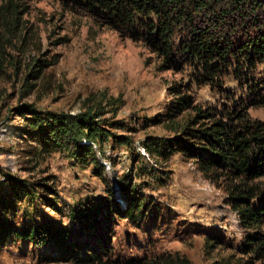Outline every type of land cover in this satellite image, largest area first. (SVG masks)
<instances>
[{"label":"rangeland","instance_id":"1","mask_svg":"<svg viewBox=\"0 0 264 264\" xmlns=\"http://www.w3.org/2000/svg\"><path fill=\"white\" fill-rule=\"evenodd\" d=\"M0 25L7 37L0 67V194H12L9 183L2 184L5 175L28 189L17 192L16 227L50 221L73 229L71 210L98 205L111 195L126 210L124 186L136 189L147 207L135 221L115 214L107 264H264L246 246L249 237L264 235V228L241 226L227 192L231 182L218 174L206 176L179 153L150 156L143 148L148 138L174 136L157 121L166 114L172 99L168 89L175 85L183 86L194 106L216 117L241 112L264 123V107H251L264 103L263 62L249 68L246 56L231 55L212 82L187 62L178 72H159L156 56L142 44L100 27L70 0H0ZM38 61L47 67L39 79L27 80L39 69ZM103 96L109 101L102 102L105 126L119 122L114 132L129 136L136 149L131 154L110 142L97 151L104 184L92 165L84 168L66 154L35 150L24 132L28 121L16 110L29 105L40 112L77 115L101 110L96 103ZM110 99L120 100L116 114ZM193 115L186 112L179 122ZM43 184L53 186L57 195L45 194ZM253 187L259 196L264 193V178ZM43 196L57 209L47 207ZM49 255L56 253L48 246L11 238L0 249V264H75L48 263Z\"/></svg>","mask_w":264,"mask_h":264},{"label":"trees","instance_id":"2","mask_svg":"<svg viewBox=\"0 0 264 264\" xmlns=\"http://www.w3.org/2000/svg\"><path fill=\"white\" fill-rule=\"evenodd\" d=\"M68 1V0H66ZM85 10L100 27H108L121 38L142 44L159 62V72H178L181 62L203 73L212 82L220 65L231 55L246 56L252 68L255 62L264 63V0H70ZM17 13V12H16ZM16 21V19H15ZM14 25V24H13ZM17 25V23H16ZM7 37L0 25V67L6 50ZM258 59L252 61L253 58ZM57 61L53 62L55 64ZM29 77L40 78L45 62L38 61ZM170 100L166 114L159 124L174 133L166 138H148L143 143L150 155L166 156L181 154L195 162L206 176L217 175L231 182L227 192L232 209L238 214L241 226L246 230L264 228V193L260 194L253 184L264 178V123L252 122L240 113L220 117L194 106V101L183 86L168 89ZM103 96L96 105L101 110L86 111L77 115L40 112L34 106H21L16 110L27 119V138L35 150L59 152L79 166H93L94 175L103 182V166L97 151H103L110 142L113 147H124L131 154L135 145L129 136L114 132L120 123L106 127ZM114 103L117 113L119 99ZM256 105V104H255ZM251 107H264V103ZM193 117L183 124L179 122L186 112ZM27 115H30L27 117ZM5 175L2 184L9 183L10 193L0 194V249L12 238L30 242L37 248L48 246L56 253L49 255L48 263L107 264L112 253L110 235L115 214L126 219L138 220L147 205L138 197L136 189L122 186L123 198L128 204L123 210L114 196L98 205L85 204L71 210L73 229L47 221L16 227L12 216L17 214L19 192L27 187ZM45 194L57 195L53 186L42 185ZM46 195V196H47ZM47 196V197H48ZM40 197L47 207L57 209L56 203ZM257 204H255V202ZM140 220V219H139ZM141 221V220H140ZM111 233V234H110ZM84 237L80 242L78 238ZM246 246L264 263V235L249 237ZM214 245H212V248ZM179 260V259H178ZM175 263V262H173ZM115 264H154L142 260H129ZM176 264H191L178 261Z\"/></svg>","mask_w":264,"mask_h":264}]
</instances>
